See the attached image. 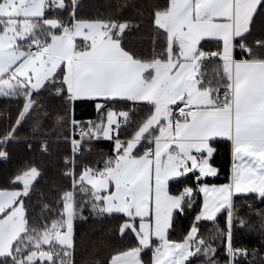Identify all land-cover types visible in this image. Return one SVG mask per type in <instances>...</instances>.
Returning <instances> with one entry per match:
<instances>
[{"label":"trees","instance_id":"trees-1","mask_svg":"<svg viewBox=\"0 0 264 264\" xmlns=\"http://www.w3.org/2000/svg\"><path fill=\"white\" fill-rule=\"evenodd\" d=\"M3 1L0 0V4ZM59 1L61 5L58 7L56 0H48L43 21H57L59 27L52 32L47 31L44 41L74 22H96L110 28L123 27L122 48L137 61H166L170 52H180L179 45L172 50L169 34L156 23L158 15L168 11L170 0ZM235 44L244 45L246 50L244 56L236 51V59H264V1L251 20L249 32L235 40ZM221 49V42L210 41L200 46L203 53H217ZM201 64L200 87L211 90L213 94L227 90L228 79L222 60L207 58L202 59ZM58 88L48 83L28 98H0V190L22 189L19 203L27 225L23 239L30 236L34 240L32 244L27 242L23 252L28 257L23 259V253L18 252V260L30 264H70L61 257L65 253L71 264H111L120 254L140 250V220L123 214H106L102 208L107 192L97 193L89 183L85 184L83 177L89 174L88 170L97 174L104 168L106 160L113 165L120 153L116 152L115 143L97 138L92 130L100 115L107 118L110 113H116L124 117L123 113H126L124 124L115 137L126 143L153 114L154 107L128 100H73L64 87L62 94L57 95ZM78 126L84 128V139L88 142L80 146L81 153L74 159L72 182L71 177H65L72 165L66 161L72 159L70 140ZM214 149L212 165L218 169L217 177L202 178L194 174L169 184L170 193L175 196H180L185 190L192 191L174 214L167 238L172 243H183L191 229H197L195 240L196 243L202 241L201 248L185 264H230L229 214L222 212L212 221L198 220L202 207L200 187L227 184L231 179V144L217 142ZM5 152L8 155L6 160L2 158ZM132 156L140 154L133 152ZM28 175H35L36 180L28 190H24L25 184L16 182L30 177ZM72 192L75 217L69 227L64 221L66 202L71 199ZM247 204L252 206L251 210ZM57 222L64 224V236L68 228L73 231V245L68 251L53 243ZM231 230L233 249L249 253L245 258L235 259L233 264H264V196L234 198ZM45 241L51 243L50 246L42 244ZM158 245L159 242L153 241L150 248L141 252L144 264H152L153 251ZM54 249H60V252ZM42 251L45 252L42 255L53 256L52 261L41 260L39 252ZM0 264L13 263L9 258H2Z\"/></svg>","mask_w":264,"mask_h":264},{"label":"crops","instance_id":"crops-1","mask_svg":"<svg viewBox=\"0 0 264 264\" xmlns=\"http://www.w3.org/2000/svg\"><path fill=\"white\" fill-rule=\"evenodd\" d=\"M263 1L170 0L168 11L159 14L156 23L169 34L172 50L179 45L180 52L175 54L171 50L168 60L150 63L135 60L122 48L123 27L74 22L46 41L39 38L42 33L59 27L57 21H43L48 0H28L31 4L38 3L35 5L39 8L37 15L16 16L21 22L31 25L26 34L30 40L24 43L26 48L48 46L46 55L41 57L42 61L37 63V69L31 75L37 83H42L38 91L55 79L63 83L64 90L73 100L144 103L154 107L153 115H163L165 120L168 119L152 144V154L132 156L131 149L121 151L122 141L115 143L116 152L120 151L117 165L114 164L118 166L115 173L118 181L114 180L118 187L131 188L130 191L145 188L137 182L120 178L121 159L139 158L141 162L138 163L151 161V165L160 166L161 176L157 181L152 166L146 170L139 166L135 171L137 176L148 180L144 182L146 192L129 195L131 199H125L128 205L125 210L113 211L140 220L139 238L149 240L148 248L153 241L159 242L153 251L152 264H175L166 258L172 256V251H180L181 244L167 239L174 214L182 204L180 196L170 193L169 184L194 174L202 178L217 177L218 169L212 165L215 143L224 141L231 144V179L227 184L200 187L202 207L199 215L202 219L198 216V220L212 221L222 212H227L230 228L234 198L264 194V59H236L234 55L235 40L249 32L251 20ZM6 16L0 17H9ZM226 40L232 41L230 48L223 45L217 53L228 79L226 89L231 98L226 102V108L220 109L217 101L219 92L213 94L211 90L200 87L201 62L207 59L205 55L208 53H203L200 46L210 41L223 44ZM182 102L198 110L174 127V111ZM118 124L113 125L108 137L103 135L102 128L95 136L111 141L112 129ZM185 192L192 194L190 190ZM113 193L115 185L112 183L111 193L103 201L106 214H118L104 210ZM142 195H147L150 201L149 204L146 202L149 209L145 210V215L137 205ZM113 204L117 206L116 202ZM143 225L149 228L144 229ZM148 248L141 246L140 250L116 256L111 264H144L141 252ZM162 252L163 258L159 260L158 255Z\"/></svg>","mask_w":264,"mask_h":264},{"label":"rangeland","instance_id":"rangeland-1","mask_svg":"<svg viewBox=\"0 0 264 264\" xmlns=\"http://www.w3.org/2000/svg\"><path fill=\"white\" fill-rule=\"evenodd\" d=\"M35 5H38V3L31 4L28 2V0H4L3 3L0 4V16L1 17L4 15L5 17H7L6 15L9 16L8 18L0 17V98L2 97L28 98L31 95V92H36L41 87L40 84L42 83H37L35 80H33L31 75L37 69V63L42 61L41 57H43V55L34 57L28 53L30 48L29 49L26 48L24 46V43L30 40L28 39V35L26 34L28 32V28H31L30 27L31 25L29 22L27 24L26 21L21 22V20H19L16 17L18 15H21L22 17L37 15V13L39 12V8L38 6ZM11 16L16 18H10ZM91 24H94V26H96L95 23H91ZM44 34L46 33L45 32L42 33L39 36V38H47L48 35H44ZM231 42H228L226 40L222 44V46L224 45L225 47L227 46V48H230ZM47 47L48 46H45L44 50H46ZM123 115L125 117L127 114L123 113ZM119 118H120L119 115L116 113L109 114L107 120H105L103 115H100L98 120L96 121V124L93 127L92 130L93 133L97 135L98 131H100L102 128L104 129L103 135L108 137L113 125L119 123ZM162 118H164V120ZM167 120L168 119L165 120V117H163V115L159 116L156 114L154 115L152 114L138 128L133 138L128 140L126 143L121 144L120 147L122 149L121 151L124 152L125 149H131L132 154L133 152H136L140 155H145L148 149L152 147V145L148 146V144H154L156 138L158 137V133L160 132L159 129L163 127V125ZM138 162H141V159L139 158H135L131 160L126 159L125 161L121 159L119 173H120V178L122 179L126 178V180L128 181L137 182L138 184H141L140 187H145V188H141L140 191H130L131 188L129 189L124 186L118 187L116 185V181H118L115 176V173L118 168V166H115L117 165L116 164L117 160L114 163L115 165L114 164L111 165L110 161L108 160L105 161V164L102 167H104L105 170L107 169L106 171L107 176L104 180L99 179L97 175H95L96 173L93 174L90 173V170H88L89 174L86 173L85 174L86 176L83 177L85 184L89 183L97 193L107 192V194H109L111 193L110 190L112 187V183L113 186L115 185V193L112 194V197L108 199L106 205L104 206V210L107 213H118L113 211L125 210V207L128 206L127 203L125 202V199H127V197L128 199H131L129 195L143 194L146 192V184H144V182L147 183L148 180L141 178L140 176H137L135 171V170H139L138 169L139 166H142V169L144 170L152 166V168H154L155 181H157V178L158 179L160 178L161 171L159 165L154 164L153 166L151 165V161L150 162L148 161L149 163L146 162V164L138 163ZM135 163H137L136 167H135ZM73 171H74V167H73ZM142 175H144V173H142ZM148 177L151 180V174H149ZM35 180L36 177H34L31 181L30 180L26 181L25 179L22 178L20 179L19 184L22 185L24 183L25 184L24 190H28L35 182ZM114 180L116 181L114 182ZM72 182H74V179ZM22 195H23L22 189L17 187L12 188L10 190H0V259L9 258L11 263L13 264H30L25 262H19L18 252L22 254L26 250L25 249L27 247L26 244L28 243L32 244L34 242V240L30 236L23 239V236L27 232V225L24 218L23 207L19 203V200L22 197ZM70 196H72L71 199H68L66 202V212H65L66 220L65 221L63 220L65 222V225L66 226L68 225L69 227L72 226L75 217L73 211L74 192H72ZM142 196H140V200L137 201V205L141 208V214L145 215V210L149 209L148 204L150 203V201L147 195H142ZM262 196H264V194H262ZM114 202L117 203V206L113 204ZM248 205L249 204H247V206ZM118 214H123V213H118ZM199 218L202 219L200 215ZM211 219L212 218L208 220ZM143 228L145 229L149 227L147 225H143ZM231 231L232 230L230 225V233L228 235L229 242L232 241ZM72 232L73 231L68 228L66 236H64L63 238H58L54 236L53 243L58 245L62 250L63 249H65L66 251L70 250L73 245ZM144 234H146L145 231ZM196 235H197V229L193 227L186 241L183 243H178L181 244L180 251L179 252L172 251V256H167L166 258L167 261L170 262L172 261V263L175 264H181V263H185L188 259H190L191 256H193L194 253L199 248H201L202 245V241H198L197 242L198 245H196L197 244L195 240ZM140 243L142 248L143 247L148 248L150 245L148 239L144 240L142 238L140 239ZM42 244L44 245L46 244L47 246H50L51 243L45 241L42 242ZM54 251L60 252V249L57 250L54 249ZM128 252H125L123 254H126ZM39 253H41L40 255L41 260L44 261L49 259L50 261H52L53 256L51 257L50 255L49 256L42 255L45 254V252L43 251ZM163 254L164 252L158 255L159 260L163 258ZM26 257L28 256L24 255L23 253L22 258L24 259ZM61 257L63 258L64 262L70 264L72 263L70 257L69 258L66 257L65 253L61 255ZM41 263L43 262L41 261Z\"/></svg>","mask_w":264,"mask_h":264},{"label":"built area","instance_id":"built-area-1","mask_svg":"<svg viewBox=\"0 0 264 264\" xmlns=\"http://www.w3.org/2000/svg\"><path fill=\"white\" fill-rule=\"evenodd\" d=\"M60 1L59 0H56V6H60ZM45 47L44 46H34V47H31L30 50H29V54L32 55V56H40V55H44L46 53V50H44ZM239 52V54L241 56H244L245 55V47L244 45H237L235 44L234 46V55L235 53ZM206 58H218L219 55L218 53H215V52H211V53H206L205 55ZM49 84L51 86L53 85H57L59 88L57 89V95H61L62 94V87H63V83L60 82L59 80H50L49 81ZM231 98V93L228 91V90H225L221 93H219L217 95V101H218V107L220 109H224L226 108L227 106V101L230 100ZM198 109L195 108V107H192L190 106L188 103H185V102H182L180 104H178L175 108V111H174V119H173V126L174 127H178L182 122H184V120L190 115V114H193L197 111ZM124 124V117H120L119 118V124L117 127H114L112 129V135H113V139L111 140L112 143H116L118 142L119 140H117L115 137L118 133V129ZM84 128L82 126H78L74 133H73V136L70 140L71 144H72V149H73V152H72V159L71 161H66V163H71V168L69 169V171H67L65 173V177L66 178H74V171H73V167H74V159L75 157L79 156L80 153H81V149H80V146L85 143V142H88L87 140L84 139ZM44 152L45 153H48V151L46 149H44ZM148 154H152L153 153V149L150 148L148 149L147 151ZM8 157L7 153L5 152L2 156V158L4 160H6ZM107 169L105 170L104 168L100 169L98 172H97V177L101 180H104L107 176ZM188 196V192H184L180 195V198L181 200H186ZM248 207L251 209L252 207L250 205H248ZM54 235L58 238H62L64 237L65 235V226L62 222H57L55 225H54ZM231 242V241H230ZM229 242L228 244V254H229V257H230V264H233L234 260L239 258V257H247L249 256V253L246 252V251H235L232 247V244Z\"/></svg>","mask_w":264,"mask_h":264},{"label":"water","instance_id":"water-1","mask_svg":"<svg viewBox=\"0 0 264 264\" xmlns=\"http://www.w3.org/2000/svg\"><path fill=\"white\" fill-rule=\"evenodd\" d=\"M34 176H35V175L30 176V177H28V178H23V179H25L26 181H29V180L31 181V180L34 178ZM16 184H19V181H17Z\"/></svg>","mask_w":264,"mask_h":264}]
</instances>
